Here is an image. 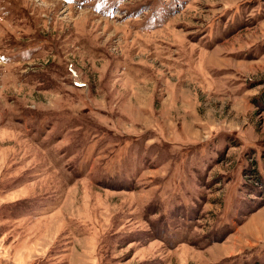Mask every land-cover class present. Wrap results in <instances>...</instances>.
Here are the masks:
<instances>
[{"label": "rangeland", "instance_id": "374dc122", "mask_svg": "<svg viewBox=\"0 0 264 264\" xmlns=\"http://www.w3.org/2000/svg\"><path fill=\"white\" fill-rule=\"evenodd\" d=\"M0 264H264V0H0Z\"/></svg>", "mask_w": 264, "mask_h": 264}]
</instances>
